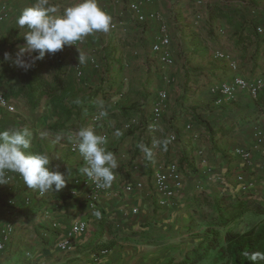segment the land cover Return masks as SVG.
Wrapping results in <instances>:
<instances>
[{
  "label": "crops",
  "instance_id": "crops-1",
  "mask_svg": "<svg viewBox=\"0 0 264 264\" xmlns=\"http://www.w3.org/2000/svg\"><path fill=\"white\" fill-rule=\"evenodd\" d=\"M79 2L51 0L61 10ZM97 2L117 26L76 45L88 58L77 76L76 46L65 45L55 55L46 53L28 71L16 67L13 61L18 46L26 43L27 31L19 29L16 20L35 0H0L8 9L0 21V92L13 106L12 111L0 107V132L28 128L31 147L25 154L47 155L49 170L67 179L59 192L43 196L16 177L0 189V225L13 226L11 240L0 252V264H160L168 257L181 259L197 247L216 208L224 209L238 199L264 207V169L252 136L255 127L264 131V87L256 98L240 90L233 101L220 105L210 91L234 75L251 80L264 73V33L255 30L263 24L264 0H204L202 5L192 0ZM130 2L140 3L145 14H161L173 64H162L159 53L151 49L158 22L137 21L128 8ZM215 50L227 53L237 68L214 57ZM5 52L11 55L9 61L4 60ZM160 90L166 93L165 106L154 120ZM101 101L107 116L92 127L91 116L101 109ZM132 118L136 123L125 128ZM150 125L160 130L150 131ZM86 127L98 135L106 133L102 147L118 163L111 187L93 205L85 188L77 186V194L68 195L74 180L86 176L79 171L86 166L83 157L71 149L74 133ZM117 131L122 133L118 137ZM57 135L63 137L58 143ZM170 135L176 139L167 151L152 149L154 138ZM141 144L152 149V160L145 158ZM234 147L251 150V163L234 155ZM198 149L206 164L200 163ZM170 162L178 165L183 188L170 205H160L153 172ZM239 173L255 182L247 192L239 190ZM136 182L142 186L125 190L126 184ZM25 197L30 204H24ZM9 199L15 205L8 204ZM94 211L102 218L97 219ZM80 219L87 222L86 232L76 237L72 251L59 250L57 241ZM101 248L108 252L96 260L94 254Z\"/></svg>",
  "mask_w": 264,
  "mask_h": 264
},
{
  "label": "clouds",
  "instance_id": "clouds-1",
  "mask_svg": "<svg viewBox=\"0 0 264 264\" xmlns=\"http://www.w3.org/2000/svg\"><path fill=\"white\" fill-rule=\"evenodd\" d=\"M19 29L27 28L23 35L25 44L18 46L14 65L28 71L36 60L43 59L45 54L55 55L63 50L65 45H77L87 36L97 32L108 33L112 24L111 16L105 12L97 0H80L72 6L61 10L59 4H52L51 0H35V3L25 7L16 20ZM79 53L78 65L87 62L86 54L77 46ZM38 52V56L33 53ZM11 55L4 53V60L9 61ZM163 95V94H162ZM79 103V101H76ZM101 111L97 120L107 116L101 101ZM150 131L160 130L158 125H150ZM122 133L117 131L118 137ZM32 133L28 128L8 129L0 132V185H7L10 180L5 178L6 171L19 174L28 189L38 191L40 196L49 191L59 192L66 186V177L58 171H50V158L45 154L26 155L24 150L31 147ZM73 150L83 157L84 167L79 171L92 180L98 188H109L115 180L113 170L118 168L117 160L112 152L105 150L102 145L107 143V137L95 133L92 127L81 128L74 133ZM63 137L57 135L55 142ZM174 137L163 140L153 139L152 149L161 148L167 151L169 143ZM147 160H152L153 151L146 145H139ZM55 185V188H53ZM93 215L101 219V213L94 211ZM242 256L253 264L257 260L264 261V252L243 251Z\"/></svg>",
  "mask_w": 264,
  "mask_h": 264
},
{
  "label": "built area",
  "instance_id": "built-area-1",
  "mask_svg": "<svg viewBox=\"0 0 264 264\" xmlns=\"http://www.w3.org/2000/svg\"><path fill=\"white\" fill-rule=\"evenodd\" d=\"M147 3L154 2L157 0H144ZM197 5H202L204 0H192ZM236 1H243V0H236ZM128 8L132 15L136 18L137 21L143 22L145 20H154L157 21L159 24V32L155 37L154 42L152 43L151 49L154 52L159 53V60L162 64L168 66L173 64V58L171 55V51L169 48L170 38L168 34L167 23L159 14L158 12L151 11L147 14L142 12L141 4L137 2H130L128 4ZM7 6L4 4L0 5V21H2L7 16ZM200 17V14L197 15V18ZM262 22L264 24V13L261 15ZM258 24L255 27L257 33H264V25ZM117 26L116 22L112 21L110 29H113ZM90 36V35H89ZM88 37V36H87ZM86 37V38H87ZM85 38V39H86ZM84 39V40H85ZM77 42V45L84 42ZM75 46V45H72ZM214 57L222 58L228 61L231 68L236 69L237 64L233 61L227 53H224L219 50H215L213 53ZM264 60V58H263ZM89 61L93 64V66L98 67V62L94 57H90ZM77 76L82 74V70L80 65H78L77 61V68H76ZM264 87V73L260 76L255 77L254 79L247 80L240 75H234L230 81L221 82L219 84L213 85L210 88L211 93L215 94L214 102L217 105L231 102L236 98V94L238 91H245L250 97L256 98L259 91ZM163 94V95H162ZM165 99L166 93L163 90L157 92V100L153 106V119L156 120L160 117L161 112L165 106ZM0 107L5 108L9 111L13 110V106L9 103L8 99L0 92ZM101 109H98L92 116H91V125L94 127L101 119L97 120L96 117L98 116ZM136 120L132 118L129 122L125 124V128H130ZM186 128H191V124H187ZM102 136L106 137V133H101ZM252 136L254 139L253 148L257 149L259 152V164L261 168L264 169V131L255 127L252 132ZM174 137L171 141L176 139L175 135H170L169 138ZM71 149L73 150V142L71 143ZM232 153L238 156L244 163L250 164L252 160V152L249 149L242 148V147H234L232 149ZM197 154L200 158V163L206 164L207 159L203 155V152L198 149ZM114 172V170H113ZM115 175V172H114ZM22 178L19 174L13 173L10 171H6L5 178L9 179L10 182L13 181L14 178ZM116 178V175H115ZM153 181H154V191L157 195V201L160 205H170L171 199L175 196V194L183 188V175L181 171L178 169V165L175 162H170L166 164L163 169L155 170L153 172ZM236 182L239 186V190L241 192H247L250 188H252L255 184L252 180L245 179L243 174L236 175ZM75 187L71 188L68 192V195L74 196L77 194V186L86 189V197L90 202V205H93L100 197V195L106 192L107 188H98L96 184L90 180L87 176L83 178H76L74 180ZM4 185H0V189ZM142 184L140 182H136L135 184H126L125 190L131 191L134 187L140 188ZM197 189H200V184L196 185ZM8 204L15 205V201L12 199L8 200ZM24 204H30V198H24ZM135 213L136 210H133ZM55 225V224H53ZM87 229V222L85 220H75L71 223L68 227L62 238H60L56 246L59 250L69 252L72 251L75 247L76 237L80 234L86 232ZM13 234V226L10 222H5L0 225V252L3 251L7 244L10 242L11 237ZM108 249L101 248L95 253L94 257L97 260L102 255L106 254Z\"/></svg>",
  "mask_w": 264,
  "mask_h": 264
},
{
  "label": "trees",
  "instance_id": "trees-1",
  "mask_svg": "<svg viewBox=\"0 0 264 264\" xmlns=\"http://www.w3.org/2000/svg\"><path fill=\"white\" fill-rule=\"evenodd\" d=\"M215 212L197 247L181 259L168 257L160 264H204L213 251L217 256L212 264H253L242 252H264V207L238 199L224 209L216 208ZM246 216L253 217V222L242 231L236 230ZM255 264H264V261L257 260Z\"/></svg>",
  "mask_w": 264,
  "mask_h": 264
},
{
  "label": "rangeland",
  "instance_id": "rangeland-1",
  "mask_svg": "<svg viewBox=\"0 0 264 264\" xmlns=\"http://www.w3.org/2000/svg\"><path fill=\"white\" fill-rule=\"evenodd\" d=\"M253 217L251 216H246L243 221L241 223H239L235 229L236 230H242L243 228H245L246 226H249V224H251L253 222ZM216 251H213V252H210L209 253V257L210 259H208V261H206L204 264H212L215 262V259H216Z\"/></svg>",
  "mask_w": 264,
  "mask_h": 264
}]
</instances>
